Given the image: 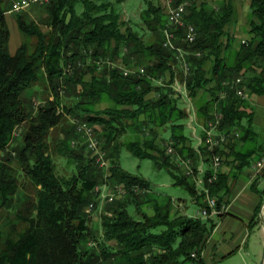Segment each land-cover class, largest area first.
<instances>
[{
	"label": "trees",
	"instance_id": "trees-1",
	"mask_svg": "<svg viewBox=\"0 0 264 264\" xmlns=\"http://www.w3.org/2000/svg\"><path fill=\"white\" fill-rule=\"evenodd\" d=\"M175 2H187L184 22L197 29L192 44L185 41L184 27L171 29L175 47L186 53L190 68L186 78L177 64L178 52L164 47L165 0L150 1L139 24L121 19L120 0H52L46 6L48 34L36 22L19 18V30L37 42L32 50L24 42L12 52L7 4L0 0V264H204L200 255L216 226L214 220L194 218L182 210L173 215L174 201L153 197L149 182L123 170L117 155L124 147L134 157L165 168L173 185L183 187L196 207L206 204L194 179L201 165L205 178L211 176L213 154L225 159L233 155L238 169L250 166L256 152L238 149L237 143L255 136L248 99L264 95V0H250L251 37L239 44L224 30L235 19L232 0L213 5ZM113 64L137 71L124 76ZM176 77L185 83L191 99L203 92L195 103L202 128L216 110L223 116L218 132L238 133L239 138L214 153L204 144L195 148L197 141L185 132L189 113L174 96ZM237 78H242L239 86L247 99L223 85ZM40 82L48 85L54 99L31 106L23 95ZM223 91L227 97L220 99ZM61 98L68 102L63 108ZM102 102L110 106L96 109ZM65 114L88 123L104 141L102 147L111 158L110 178L124 191L123 200L113 203L110 214L101 218L100 239L89 227L87 207L103 174L91 153L84 155L86 146L71 147V139L80 138L75 130L67 133L57 152L76 172L65 178L55 171L48 137ZM165 129L169 137L160 135ZM132 134L134 141L121 145ZM19 136L21 142L13 146ZM204 136L202 129L200 137ZM177 158L191 161L194 176L183 174ZM227 179L219 172L206 184L219 205L225 203Z\"/></svg>",
	"mask_w": 264,
	"mask_h": 264
},
{
	"label": "rangeland",
	"instance_id": "rangeland-1",
	"mask_svg": "<svg viewBox=\"0 0 264 264\" xmlns=\"http://www.w3.org/2000/svg\"><path fill=\"white\" fill-rule=\"evenodd\" d=\"M13 1L14 0H5V3L7 4V7L5 9L7 10L6 13L10 9L9 8L10 4H12ZM150 1L153 0H120L121 3L117 5V11L122 15L121 17L122 20L128 23L134 22L136 24H139L141 22L140 20L141 14L145 10H147ZM194 1L195 4H198L197 0ZM47 17H48V12L46 6H42V7L34 6L19 14H15V13L5 14V20L10 30V44H9L10 51L11 52L14 51L16 47H18L20 44L24 42L32 50L37 42L36 38L27 37L19 30L17 23L19 18L27 23L31 21L36 22L39 25L42 32L48 34L50 28L47 25ZM132 25L134 24L132 23ZM122 30H124V27L122 28ZM145 36H146L145 39L147 40L148 36L147 35ZM23 98L27 102V104H30L32 106L34 102L46 103L48 100L54 99V96L51 93V90L48 87V85L44 82H40L31 90V92L29 91L24 93ZM60 102H61L60 108H63L65 104H68V102L64 98H61ZM183 103H184L183 106L185 108H186V104L187 106H189L190 104L189 101ZM108 106H110L108 102H102L96 106V109H105ZM66 115L67 114L63 116L61 124L50 131L48 137V143L50 147L51 156L53 158V161L55 162L56 174L60 177L68 178L71 177L76 172V170L73 164H70L66 158H64L57 152V147L59 146L61 148L62 146L61 142L64 141L65 137L67 136V133L74 130L72 121L80 120V119L74 116H70V115L66 116ZM187 122H186L187 128L185 130L186 134L191 135L193 137H197V132L194 128L193 122H191L190 119ZM95 127L98 130H101L100 126H95ZM160 135L164 137H169L168 136L169 132L165 129L162 132H160ZM16 138L17 139L14 141L13 146H17L21 142L20 136ZM71 140H72L70 141L71 147H75L72 146V142L75 141L76 143H80L78 144L79 148H83L84 144L80 138L75 139V137H73ZM100 141L101 143L104 142L101 139ZM123 141L124 142L121 145H124V143L126 142L134 141V135L132 134L130 137H127ZM63 150L66 149L64 148ZM105 152H106V159L110 163L111 158H109L106 149ZM88 154H89L88 150L85 149L84 155L88 156ZM118 156H119L120 165L123 170H125L132 176H136L138 178L144 179L149 182L151 195L153 197L166 196L174 201L171 211L173 215H175L176 212L180 210H182L180 212L182 213L186 212L190 216L195 214L198 207H196L192 203V198L190 194L183 187L173 185V178L165 170V168H156L154 166L153 161L150 159L141 160L134 157L124 147L119 148V155H117V158ZM14 166H16V164ZM109 166L104 168L98 167L100 168V171L103 174V183L99 184V186L96 187L95 189L96 190L95 198L93 203H91L93 207L92 208H90L89 206L87 207V213L89 214V227L91 228L93 235L98 239H100L102 234L101 226H100L101 218L106 214L108 215L110 214L108 213V209L110 206H112L113 203L123 200L124 198L123 194L118 192V188L120 186L112 183V178H110ZM111 197H113V200L109 201ZM187 206H188V210L186 211ZM144 209L148 215L152 216L153 214L152 210L148 209L147 206ZM128 210L130 214L134 215V208L132 206H130Z\"/></svg>",
	"mask_w": 264,
	"mask_h": 264
},
{
	"label": "crops",
	"instance_id": "crops-1",
	"mask_svg": "<svg viewBox=\"0 0 264 264\" xmlns=\"http://www.w3.org/2000/svg\"><path fill=\"white\" fill-rule=\"evenodd\" d=\"M219 1L222 0H197L198 4L205 2L209 5ZM232 1L235 7V19L224 30L235 39L236 44H239L248 41L251 37L248 33L250 0ZM202 95L203 92L194 100L190 98L195 112V103ZM248 103L253 112L252 124L255 136L244 142H238L237 148L256 153L251 158L250 166L244 169L237 168L233 155L223 162L220 172L228 176V190L224 195L226 212L221 217L212 218L216 226L200 255L204 264H258L262 256L264 245V168L261 174L255 177L253 176V166L264 158V95H252L249 97ZM194 118L193 125L197 137H192L196 140L200 137L202 123L197 121L196 115ZM252 220L254 222L250 226Z\"/></svg>",
	"mask_w": 264,
	"mask_h": 264
},
{
	"label": "built area",
	"instance_id": "built-area-1",
	"mask_svg": "<svg viewBox=\"0 0 264 264\" xmlns=\"http://www.w3.org/2000/svg\"><path fill=\"white\" fill-rule=\"evenodd\" d=\"M176 0H165L166 5V14H167V27L164 30L165 34V41H164V47L176 50L178 52L176 56L177 64L179 67L183 70L184 77L186 78L190 72L189 65L185 59L186 53L180 49L175 47L174 45V39L175 35L174 32L171 31L172 28L178 29L180 27H184L185 30V41L189 44H192L197 37V29L193 25H186L184 22V17L187 10V3H181L176 4ZM52 0H16L12 3L10 9L6 14H19L23 11L28 10L31 7L34 6H48L50 5ZM200 54H198L199 56ZM109 65H112L110 62H108ZM114 67H119L122 69L124 76H128L130 74L136 73L137 70L130 69V68H122L116 64H113ZM143 69L139 70V73H143ZM163 81L160 80L159 83H162ZM242 83V78H237L236 80L232 82H226L223 85L228 90H233L236 94V96L240 98L247 99L245 91L240 88V84ZM173 90L175 93V97H179L183 102L189 101L191 104V99L189 96V92L186 88V85L184 82H180L179 78L176 77L173 84ZM64 91L61 89V94H63ZM227 97V91H223L220 94V99H224ZM187 106L186 104V110L189 113V119L191 122L194 123V116L195 111L192 107V104ZM40 103H35V106L38 107ZM59 113V112H58ZM222 114L218 111L213 112V120H210L207 122V127H203V132L205 134L204 139L201 137L197 138L196 146L195 148H198L202 144L206 146V149L210 153H214L217 149L223 150L226 149L227 146H229L234 140L233 138H239L238 133L234 136L231 134H226L222 132H218L217 128L219 124L222 121ZM72 124L74 126V130L76 134L80 137L82 140L84 146H86L87 150L91 153V157L94 159L95 164L100 167L104 168L109 166V162L106 159V152L102 147V143L93 130V128L86 122L81 120H73ZM195 128V127H194ZM196 130V129H195ZM14 136H18L17 133L14 134ZM204 140V141H203ZM80 143H76L75 141L72 142V146H77ZM169 154L173 153V149L171 147H168L167 149ZM225 161V157L221 156L219 154H213L212 156V163H211V176L207 179L205 178V171L203 166L198 167V175L195 176V186L196 190L199 195H203V203L206 204L205 207H198L197 211L194 215H192L194 218H200V219H208V218H217L221 214H225L226 212V204L223 203L222 205H219L217 203V199L213 198L209 195V190L206 187V184H211L214 182L218 174L220 172V169L223 165V162ZM178 165L183 172V174L187 177L194 176V170L192 168V164L190 160H183L181 158H177ZM264 168V158L260 159L258 162H256L253 166V176L257 177L261 174L262 170ZM118 192L124 193L123 188L119 187ZM113 197L109 199V201H112ZM90 208L93 207L92 204L89 205ZM192 257L195 258L196 254H192Z\"/></svg>",
	"mask_w": 264,
	"mask_h": 264
},
{
	"label": "water",
	"instance_id": "water-1",
	"mask_svg": "<svg viewBox=\"0 0 264 264\" xmlns=\"http://www.w3.org/2000/svg\"><path fill=\"white\" fill-rule=\"evenodd\" d=\"M259 264H264V245H263V252Z\"/></svg>",
	"mask_w": 264,
	"mask_h": 264
}]
</instances>
